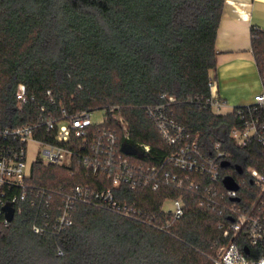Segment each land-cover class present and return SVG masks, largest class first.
<instances>
[{"label": "trees", "instance_id": "obj_1", "mask_svg": "<svg viewBox=\"0 0 264 264\" xmlns=\"http://www.w3.org/2000/svg\"><path fill=\"white\" fill-rule=\"evenodd\" d=\"M224 0H0V126L33 119L34 103L19 107L18 84L29 95L50 89L75 108L120 107L130 142L150 146L148 162L159 163L171 148L160 138L144 107L173 96V117L208 151L219 143L235 164L257 166L259 145L235 147L230 129L235 113L217 115L201 107L216 66L215 39ZM259 75L264 74V31L252 28ZM29 181L57 189L90 183L81 172L32 165ZM182 195L185 212L172 220L165 199ZM119 198L136 200L145 220L77 204L73 224L58 235H39L31 215L0 216V264H213L209 248L221 235L220 216L198 206L192 193L171 187L160 192L125 189ZM209 256V257H208Z\"/></svg>", "mask_w": 264, "mask_h": 264}, {"label": "built area", "instance_id": "obj_2", "mask_svg": "<svg viewBox=\"0 0 264 264\" xmlns=\"http://www.w3.org/2000/svg\"><path fill=\"white\" fill-rule=\"evenodd\" d=\"M261 89L248 104L225 112L226 102L219 97L216 80L209 75V95L200 97L204 109L217 115L235 113L240 121L230 129L235 147L249 150L259 145L262 154L257 166L243 168L235 164L237 175L226 172L232 153L219 143L203 150L198 134H191L172 114L173 96L160 95V102L144 107L162 141L171 151L157 164L148 162L150 146L130 142L127 122L120 107L78 109L56 100L50 89L41 96L29 95L18 84L16 98L21 108L36 105L33 119L16 127L0 126V216L8 225L2 206L9 203L15 213L27 210L31 229L39 235H58L73 224L75 206L85 204L105 209L122 217L145 220V211L136 200L119 198L125 189L160 192L171 187L192 193L198 206L220 216L217 229L221 235L211 245L213 264H264V74L259 75ZM103 109V119L93 123V110ZM131 144L143 157L125 153L121 145ZM38 149L33 161L27 160V147ZM62 167L69 174L81 172L90 183L57 189L32 184V165ZM169 202V206L166 203ZM162 210L172 220L185 212L182 195L165 199ZM14 217V216H13ZM248 251H244L243 247Z\"/></svg>", "mask_w": 264, "mask_h": 264}, {"label": "crops", "instance_id": "obj_3", "mask_svg": "<svg viewBox=\"0 0 264 264\" xmlns=\"http://www.w3.org/2000/svg\"><path fill=\"white\" fill-rule=\"evenodd\" d=\"M252 28L264 31V0H224L215 39L216 66L209 74L227 104L225 112L250 103L261 89Z\"/></svg>", "mask_w": 264, "mask_h": 264}, {"label": "water", "instance_id": "obj_4", "mask_svg": "<svg viewBox=\"0 0 264 264\" xmlns=\"http://www.w3.org/2000/svg\"><path fill=\"white\" fill-rule=\"evenodd\" d=\"M122 150L127 154H133L138 157H143V153L139 152L136 148H134L131 144L127 142H123L121 145ZM2 210L4 211V217L7 221H11L14 216L13 208L10 206L9 203H6L2 206ZM244 251H248V248L245 246L243 247Z\"/></svg>", "mask_w": 264, "mask_h": 264}, {"label": "rangeland", "instance_id": "obj_5", "mask_svg": "<svg viewBox=\"0 0 264 264\" xmlns=\"http://www.w3.org/2000/svg\"><path fill=\"white\" fill-rule=\"evenodd\" d=\"M103 114H104V110L103 109H98V110H93L91 113V120L93 121V123H99L101 122V120L103 119ZM27 160L33 161L35 159V153L37 152V147L33 144H29L27 147ZM169 202L166 203V206H169ZM211 248V246L209 247ZM209 257V256H208Z\"/></svg>", "mask_w": 264, "mask_h": 264}]
</instances>
